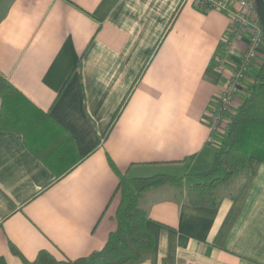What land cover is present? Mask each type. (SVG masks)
Wrapping results in <instances>:
<instances>
[{"label":"crops","instance_id":"1","mask_svg":"<svg viewBox=\"0 0 264 264\" xmlns=\"http://www.w3.org/2000/svg\"><path fill=\"white\" fill-rule=\"evenodd\" d=\"M247 46L196 0H0V75L18 92L0 97V264L101 250L121 177L157 174L179 179L141 197L153 247L130 264H264V160L214 207L186 197L226 134L208 119ZM263 59L264 40L233 108Z\"/></svg>","mask_w":264,"mask_h":264},{"label":"trees","instance_id":"2","mask_svg":"<svg viewBox=\"0 0 264 264\" xmlns=\"http://www.w3.org/2000/svg\"><path fill=\"white\" fill-rule=\"evenodd\" d=\"M17 93L16 88L0 75L2 105L14 99ZM220 117L227 118L226 134L213 163L206 171L196 174L200 180L186 189L187 200L193 205L214 207L221 196V189L236 173H249V156L264 160V59L252 75V82L233 113L228 115L221 110ZM178 179L167 174L132 179L121 177L118 184L121 199L116 212L117 228L110 233L101 250L74 261L56 260L47 251H40L33 264H130L142 261L153 247V236L145 225L147 212L139 201L147 188Z\"/></svg>","mask_w":264,"mask_h":264},{"label":"built area","instance_id":"3","mask_svg":"<svg viewBox=\"0 0 264 264\" xmlns=\"http://www.w3.org/2000/svg\"><path fill=\"white\" fill-rule=\"evenodd\" d=\"M207 8H214L226 13L235 24L239 25L246 33L247 49L239 57L236 69L227 84L225 85L220 97L219 105L210 117V129L221 125L220 111H225L228 115L232 114L233 96L242 86L246 74L250 70L253 60L256 58L258 49L263 41V30L255 12L253 0H196ZM225 121V120H224ZM218 125L216 126V124ZM211 137H209V140Z\"/></svg>","mask_w":264,"mask_h":264},{"label":"water","instance_id":"4","mask_svg":"<svg viewBox=\"0 0 264 264\" xmlns=\"http://www.w3.org/2000/svg\"><path fill=\"white\" fill-rule=\"evenodd\" d=\"M255 12L264 32V0H254Z\"/></svg>","mask_w":264,"mask_h":264},{"label":"rangeland","instance_id":"5","mask_svg":"<svg viewBox=\"0 0 264 264\" xmlns=\"http://www.w3.org/2000/svg\"><path fill=\"white\" fill-rule=\"evenodd\" d=\"M235 97V95L232 97V98H234ZM224 120H226V118L224 117V118H222V120H221V122H222V124L224 123L223 121ZM208 121H209V127H210V118L208 119ZM218 125V123L216 124V126ZM221 126V125H220ZM220 126H218V128L217 127H215V128H213V130H211V133H213L215 130H218L219 128H220Z\"/></svg>","mask_w":264,"mask_h":264}]
</instances>
